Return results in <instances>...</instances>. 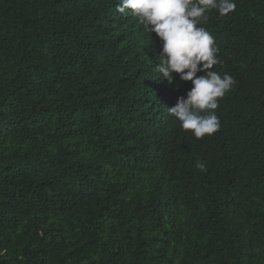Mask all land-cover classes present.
Segmentation results:
<instances>
[{
  "label": "trees",
  "instance_id": "trees-1",
  "mask_svg": "<svg viewBox=\"0 0 264 264\" xmlns=\"http://www.w3.org/2000/svg\"><path fill=\"white\" fill-rule=\"evenodd\" d=\"M119 3L0 0V264H264V0L199 24L236 81L201 139Z\"/></svg>",
  "mask_w": 264,
  "mask_h": 264
},
{
  "label": "clouds",
  "instance_id": "clouds-1",
  "mask_svg": "<svg viewBox=\"0 0 264 264\" xmlns=\"http://www.w3.org/2000/svg\"><path fill=\"white\" fill-rule=\"evenodd\" d=\"M214 9L220 16H227L235 11V0H120L116 5L120 14L131 10L144 30L151 36L155 33L161 40L159 65L155 68L159 77L171 84L175 79L173 73H178L181 80L192 82L187 97H179L174 106L166 109L179 121L182 130H190L197 139L219 130L220 120L215 111L219 98L236 83L231 75L212 70L222 63L219 49L210 32L199 24ZM195 166L205 170L199 160Z\"/></svg>",
  "mask_w": 264,
  "mask_h": 264
}]
</instances>
